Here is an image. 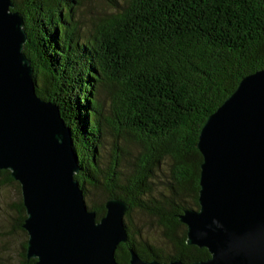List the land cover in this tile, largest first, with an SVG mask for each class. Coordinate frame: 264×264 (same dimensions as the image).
Returning <instances> with one entry per match:
<instances>
[{
	"label": "trees",
	"instance_id": "1",
	"mask_svg": "<svg viewBox=\"0 0 264 264\" xmlns=\"http://www.w3.org/2000/svg\"><path fill=\"white\" fill-rule=\"evenodd\" d=\"M12 1L24 22L23 51L35 94L58 107L70 130L80 166L74 178L84 200L90 199L86 186L105 193L87 208L99 219L106 199H122L130 205L127 217L138 209L156 218L173 249L163 254L139 233L135 239L124 222L128 240L117 246L116 261L127 264L129 248L161 262L208 258L206 248L186 243V226L177 215L198 208L202 156L195 144L205 120L242 77L264 68V0H107L110 10L85 34L75 15L80 0ZM99 87L114 91L115 136L140 148L131 160L126 147L115 146L107 170L100 165ZM163 159L170 161L169 195L145 201ZM123 160L126 169L114 177ZM11 183L20 187L8 170H0V188ZM16 211L17 226L26 233L21 198ZM25 250L26 241L21 264H33Z\"/></svg>",
	"mask_w": 264,
	"mask_h": 264
},
{
	"label": "water",
	"instance_id": "2",
	"mask_svg": "<svg viewBox=\"0 0 264 264\" xmlns=\"http://www.w3.org/2000/svg\"><path fill=\"white\" fill-rule=\"evenodd\" d=\"M0 0V170L20 185L33 264H119L128 240L117 197L96 218L74 175L80 171L71 133L53 103L35 94L21 13ZM198 208L177 215L186 243L209 257L184 263L139 257L127 264H264V68L241 78L200 129Z\"/></svg>",
	"mask_w": 264,
	"mask_h": 264
},
{
	"label": "rangeland",
	"instance_id": "3",
	"mask_svg": "<svg viewBox=\"0 0 264 264\" xmlns=\"http://www.w3.org/2000/svg\"><path fill=\"white\" fill-rule=\"evenodd\" d=\"M79 9L76 11V17L81 22V33L85 34L101 15L110 10V4L107 0H80ZM114 91L111 88L99 87L96 93V98L99 101V114L104 120V134L102 137L101 159L100 165L102 169H108L112 161V156L115 151V146L126 147L130 153L132 160L137 156L140 148L134 143L123 141L121 137L115 136V129L118 126V119L114 116L112 101ZM120 168H114V177L119 176L126 169V160L120 162ZM170 161L168 159L160 160L159 166L153 170V177L149 180V193L143 198L145 201L151 199L162 200V195H169L170 183ZM102 182V178H101ZM89 190L88 200L85 198L86 205H90L91 201H102L105 193L101 189L97 190L92 187H87ZM20 187L15 184H6L0 188V264H21L23 244L27 240V235L17 226L18 214L16 205L20 201ZM188 199V198H187ZM188 203V200H187ZM190 204V203H189ZM194 208V207H193ZM124 222H129L132 230L136 233L135 239L142 240L153 246L157 251L163 254H170L173 249L164 237L163 229L157 222V219L138 209L133 210L129 217L124 215Z\"/></svg>",
	"mask_w": 264,
	"mask_h": 264
}]
</instances>
